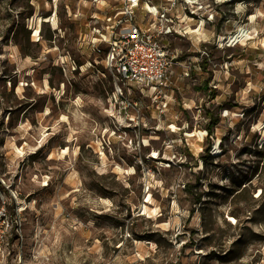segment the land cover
I'll return each mask as SVG.
<instances>
[{
    "label": "rangeland",
    "instance_id": "1",
    "mask_svg": "<svg viewBox=\"0 0 264 264\" xmlns=\"http://www.w3.org/2000/svg\"><path fill=\"white\" fill-rule=\"evenodd\" d=\"M152 2L188 32L160 99L91 46L123 0H0V264H264V0Z\"/></svg>",
    "mask_w": 264,
    "mask_h": 264
},
{
    "label": "built area",
    "instance_id": "2",
    "mask_svg": "<svg viewBox=\"0 0 264 264\" xmlns=\"http://www.w3.org/2000/svg\"><path fill=\"white\" fill-rule=\"evenodd\" d=\"M122 5L114 18L109 17L106 26L97 29L98 36H93L91 46L102 53L108 68L125 88L132 85L160 99L177 63L164 41L175 35L185 37L188 32L176 27V19L166 5H154L152 0H123ZM140 9L144 18L137 20ZM103 45L108 46L106 50ZM123 95L122 92L119 97ZM13 221L6 204L0 202L1 256L6 252L8 229L14 227Z\"/></svg>",
    "mask_w": 264,
    "mask_h": 264
},
{
    "label": "bare ground",
    "instance_id": "3",
    "mask_svg": "<svg viewBox=\"0 0 264 264\" xmlns=\"http://www.w3.org/2000/svg\"><path fill=\"white\" fill-rule=\"evenodd\" d=\"M39 25L40 26L35 29V33H34L35 40H38V38L40 39V37H41V23H40V21H39ZM200 30L201 29L193 30V31H200ZM228 30L229 29H228V27L225 24L222 27V30H221L220 34H221V38L225 39L226 45L229 46V47L237 46L238 44L245 42V39L249 37V32L246 29H241V30H239L237 32H234V33H229ZM47 88H48V85H47ZM226 115H229L228 111L226 112ZM259 127H261V125H259ZM263 134H264V131H263ZM193 135H198L205 142L206 147L208 146V140L206 138V131L203 128L198 126L197 130L194 132ZM221 150H222V148L219 146V142H218L216 144L215 148H214L215 155L216 156L220 155L221 154ZM144 210H145V213L149 214V217H152V215H151L152 212H149L147 207H145Z\"/></svg>",
    "mask_w": 264,
    "mask_h": 264
},
{
    "label": "trees",
    "instance_id": "4",
    "mask_svg": "<svg viewBox=\"0 0 264 264\" xmlns=\"http://www.w3.org/2000/svg\"><path fill=\"white\" fill-rule=\"evenodd\" d=\"M202 70H203V72H207V70H208V63H207V61L205 60L203 63H202ZM206 85H207V83H206ZM218 119H213V124L215 123V124H217L218 122Z\"/></svg>",
    "mask_w": 264,
    "mask_h": 264
}]
</instances>
